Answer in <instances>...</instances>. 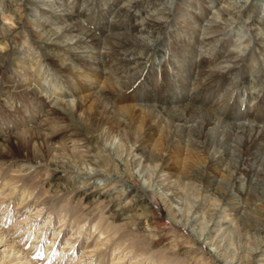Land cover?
Here are the masks:
<instances>
[{"label":"bare ground","instance_id":"obj_1","mask_svg":"<svg viewBox=\"0 0 264 264\" xmlns=\"http://www.w3.org/2000/svg\"><path fill=\"white\" fill-rule=\"evenodd\" d=\"M12 1H29L28 6L34 5L28 25L36 40L45 46V50L47 48V55L54 65L70 71L79 80H85L86 76L101 80L106 76L108 89L97 90L92 84L87 87L78 79L77 84L68 82L72 94L59 92L56 98L61 100L57 104L55 97L50 99L48 96L45 104L36 99L28 106L29 110L22 105L23 110L17 113L22 112L23 118L0 132V158H13L17 147L33 152L41 141L51 155L49 160L36 155L33 169L27 168L22 160L14 163L7 160L5 165L0 163V248L4 247L0 250V262L104 264L109 254L106 249L110 247L101 248L99 239L107 232L117 236L120 227L113 218L114 210L106 216V206L102 204L110 192L115 191L122 197L116 204V212L121 215L120 226L132 229L121 234L118 243L112 246L114 254L111 255L120 253L121 256L109 259L107 264H124L128 253L134 258L128 264H155L150 259L155 253H139L142 248L137 236L151 235L160 228L165 233H172L175 226L186 230L199 259L206 258L209 264H264V229L257 234L259 239L251 251L239 259L225 252L227 246L224 243L227 233L235 231L233 226L241 232L246 231L264 218V27L253 16L252 9L246 11L249 6L244 0ZM4 2L0 0V6ZM36 3L40 6H35ZM7 8L8 5L6 14ZM14 17L13 21L23 22L25 15L21 7L17 8ZM241 17L245 19L242 28L248 29L256 39V54L245 51L249 45L246 46L245 40L240 42L243 36L231 39L242 32L239 25H235ZM12 18L10 15L5 17ZM82 20L88 24L87 28L82 25ZM8 29L4 23L0 25L1 34L8 33ZM225 33L226 37H223ZM233 43L234 49H230ZM101 49L107 50L101 53ZM193 54L196 55L194 61ZM259 60L262 63L261 85L254 91H245L238 86L240 79L247 78L250 75L247 68H254ZM227 62L230 65L225 70H214ZM31 65H35L32 67L34 74L31 73L29 78L51 76L47 64L39 57ZM116 67L120 71L115 73ZM190 71L204 79L193 96L183 93L188 87L186 78ZM240 74L242 78H239ZM122 91L129 95L122 93L120 96ZM132 91L136 92V100L130 95ZM243 92L245 101L253 105H246L242 117L238 118L241 112L236 106V96L241 97ZM8 96L7 91H1L4 102ZM225 98L228 99L223 104L230 103L229 111L220 108ZM53 101L56 107L51 111L46 107ZM8 103L6 101L10 106ZM61 112L74 119H81L88 112L95 127L104 134H122L129 143L128 158H117L111 171L105 163L92 161L79 134L61 123ZM38 117L41 118L37 121ZM124 123L132 127L121 129L120 125ZM133 127L140 132L137 140L131 136ZM179 150L185 153L181 159L182 169L177 164L181 154L175 156ZM172 162L176 165L171 166ZM133 167L140 170L134 172ZM140 173L146 174V182L137 180ZM71 175L85 179H71L59 191L78 200L77 205L84 199L82 212L73 208L60 212L46 200L47 197L35 191L37 184L34 186L32 182L37 180L42 188L43 183L47 185L44 188L47 192L52 184L58 185L60 178ZM164 182L181 191L186 189L188 182H198L203 197H209L212 203L205 213H200L204 203L193 202L178 223L169 212L171 206L166 208V199H158L153 192L154 185ZM95 186L105 189L97 200L92 192L89 194ZM157 199L162 210L154 203ZM39 206L50 217L54 212L49 224H45L47 229L38 232L44 238L50 234L45 239L49 242L24 244L43 216ZM26 208H29L28 212H23ZM20 212H35L33 214L39 217L35 220L27 215L23 217L24 222H20L16 215ZM91 214L95 215L87 218ZM160 214L167 220L165 224L159 219ZM199 215H204V220ZM57 223L61 224L60 229L54 233ZM19 228L22 230L17 231ZM49 228L51 233L47 232ZM82 235H85V241L81 239ZM123 238L128 243H124L121 251L118 244ZM43 253L50 256L42 258ZM176 261L172 264H180Z\"/></svg>","mask_w":264,"mask_h":264},{"label":"rangeland","instance_id":"obj_2","mask_svg":"<svg viewBox=\"0 0 264 264\" xmlns=\"http://www.w3.org/2000/svg\"><path fill=\"white\" fill-rule=\"evenodd\" d=\"M28 2H19L18 1V3H15V2L13 3L12 0H5L3 6H0V25H3V23H4L10 29V30L8 29L9 34L8 33H6V34L0 33V88H1V90H0V132H2L3 129H6L7 125H9L13 122H16L20 118H23L22 112L19 111L21 113L20 114L19 112L17 113V111L20 109L23 110V108H22L23 106L25 107V109L29 110L28 106H30V105L32 106L33 103H35V101H37L36 99H40V101H42L45 104L46 100H48L47 99L48 96L51 99L53 97L56 98V96H58L57 94L59 92H67L68 94H72L71 90L69 88L68 82L77 84V79L79 78V77H75L74 74H72L70 71H65L63 69H59L56 65H54L53 62L49 59V56L47 55V48L45 50V46L40 41L36 40L30 26L28 25V21L31 19V14L33 15L32 11H33L34 5L28 6L27 5ZM244 2L249 6L246 8V11L252 9L253 13L255 14L253 16L264 27V0H244ZM18 4H20V5H18ZM6 5H8V8H7L8 14H6V12H5ZM67 5H68V2H67ZM35 6H40V5L38 3H36ZM19 7H21L23 9V12L25 15V19L23 20V22L21 21L20 24L17 21H13L15 19L14 14L17 11V8H19ZM211 7H213V6L211 5ZM209 10H210V7H209L208 11ZM212 11H215V10H212ZM9 15L11 16V18L13 17L11 19L13 22L10 19H5V17H7ZM96 18H98V17H96ZM244 21H245V19L243 17H241L239 19V22H237V21L235 22V25L236 26L239 25V27H240L239 30L242 32L240 35H235L234 37L232 36L231 39L233 41L234 39H237L238 37L243 36V38L241 39L240 42L245 40L246 46H247V43L249 45L248 50L245 49V51L247 53L253 52L254 54H256V51H255L256 39L254 38V35L248 29L242 28V26H243L242 23ZM82 25H84V27L87 28L88 24L85 22V20H82ZM226 34L227 33H225L223 35V37L224 36L226 37ZM181 39L183 40V38H181ZM230 49H234V43L232 44ZM106 50L107 49H101L100 51L102 53ZM34 53H35V55H33ZM195 54H196V50H195ZM38 57L41 61L43 60V62L45 64H47L48 68L50 69L49 74L51 76L47 77V79L45 78L44 75L42 76V79L40 78V76H39V78H32V77L29 78V76H31V73L34 74V72H33L34 69H32V67L34 68L35 65L34 66L31 65L32 61L35 60L36 58L38 59ZM195 58H196V55L194 56V54H193V61L195 60ZM229 65H230V62H227L221 68H216L214 70L219 71L222 69V71H223ZM254 65H255V67L252 69H250L249 67L247 68V72H248V74H250L247 78L243 79L242 74H240L239 78H242V80L240 79L241 84H238V86L243 87L245 89V91H250V90L254 91V90L258 89L261 85V82H262L261 78L262 77L260 75L262 72V63L259 60V62H256ZM258 70H260V71H258ZM118 71H120V68L116 67L115 73ZM192 75L194 76V78H192ZM188 76L189 77L186 78L187 79L186 84L188 85V87H186L184 89L183 93H185L187 96H189V95L193 96L197 87L200 88L202 86V84H203L202 82H204V79L202 77H199V76L193 74L192 71L188 72ZM81 77H83V76H81ZM85 78H86L85 79L86 81L85 80H79V79L78 80L80 82H83L87 87H89L88 84H92L94 87H97V88H94L97 90H99L100 88L108 89V86L106 87L107 82L105 81L106 76H104V79H101V80L98 78L91 77V76H86ZM93 79H95V80H93ZM47 81H48V85H47ZM159 82H160V80H159ZM55 84H56V86H55ZM107 85H108V83H107ZM2 90L7 91V93L9 94L8 99H5V100L9 101L8 104L10 106H8L6 104V101L4 102V99L1 97V91ZM122 93H123V91L120 93L121 94L120 96H122L123 94H126V96L129 95L128 93H125V92L123 94ZM135 93L136 92L132 91L130 94V95H132V98L134 100H136L135 99V95H136ZM120 96H119V98H121ZM236 98H237L236 99L237 100L236 106L237 107L239 106V110L241 112V114L238 115V118H241L242 112H244L246 105L251 106V105H253V103H249V102L245 101V92L242 93L241 97L237 95ZM226 99H228V98H225L220 104V108L222 111H229V109L231 107L230 103L225 104V105L223 104ZM58 100H61V99L56 98L55 99L56 104H57ZM118 101L119 100L117 98L116 102H118ZM43 103H41V104H43ZM55 107H56V105L54 104V101H53L51 104H48V106L46 108H49V110L51 109V111H53V110H55ZM87 113L88 112H86L84 115H82V117H81L82 121H81V119H74L73 117H71V116H69L63 112L62 113L63 119H62L61 123H63L64 125H67L70 129L75 130V132H77L79 134V137L81 138L82 142L86 143L85 145L87 147V150L89 152V155H90V158L92 159V161L95 160L98 162L105 163L107 165L108 169L111 171L114 169L115 163H117V158L122 157L124 160L128 158L129 143L125 140L126 137H124L122 134H119L116 132H109V133L105 132V134H104L103 130H101V129L98 130L95 127V125L93 124L92 117L90 116L91 114L90 113L87 114ZM39 118H41V117H38L37 121L39 120ZM87 119L89 122H87ZM125 123H127V122H125ZM125 123L120 125L121 129H125V127L128 128L127 126L132 127V125L125 124ZM35 124H37V122ZM90 124H91V128H90ZM87 127L89 130L87 129ZM93 129H94V131H93ZM98 131H99V134H98ZM89 132H90V134H89ZM131 133H132L131 136L137 140L138 136L140 135V132H138V130L133 127V128H131ZM112 136H114V137H112ZM121 138H122V140H121ZM38 147H40V148H38ZM24 149L25 148L17 147L15 149L16 151L14 152L13 158L7 159V158L1 157L0 163L5 165L7 160H9L11 163L18 162L19 160H22V162L24 163V165L27 168L33 169L36 155H37V157H42L45 160H49L50 156H51V155H48V150H47V147L45 148L44 141L37 143L36 148L33 152L30 149L28 150V152H26L27 150L26 149L24 150ZM34 152H36V153H34ZM173 152H174V150H173ZM184 154H185L184 152H181L179 150L178 154L175 155V156L180 155V157H179L180 160L177 161L178 167H180V169L183 168V164H182L183 162L181 161V159L185 157ZM201 159H202V156L200 157V162L202 161ZM170 161H172V160H170ZM174 165H176V164L174 162H172L171 166H174ZM195 165L196 164H194V167H196ZM50 169L51 168H49V170ZM139 170H140L139 167H133L134 172H138ZM152 172H154V171L151 170V173ZM145 175H146L145 173L138 174L137 180L140 182H146V176ZM74 178L81 179V181H83V179H85L84 176H78L77 177L74 175L66 176L65 178H63L64 180L60 178L61 181L58 182V185H56V183H54L51 186H49V188L47 190L48 193L44 191L45 190L44 188H46L47 185L44 186L45 184L43 183V188H42L41 184L37 180H32V182L34 183V186H35V184H37L35 191L42 194L43 197L44 196L47 197L46 200L50 201L51 204L55 205L56 209L59 210L60 212H62V211L64 212L67 208L68 209H72V208L77 209L79 212H82L83 209H85V207L83 206V204L85 202L84 199H82L81 203L77 205L78 200L72 198L69 195H64V193H62V191H59L61 188L66 187V185L70 182V180L71 179L74 180ZM162 179H164V178H161L160 180H162ZM62 180L65 182H63ZM164 184H162L163 186L160 184L154 185L152 187L153 192L156 194L158 199L159 198L162 199L163 197L166 199V205H167L166 208L168 209L171 206V208L169 209V212H171L173 214L174 218L177 221H179L178 223H180L182 221V217H183L184 213L188 211V209L190 208V206L193 202L201 201V203H204V205L201 207L200 213H205V211L208 210L209 206L212 203V200L209 197H207V198L203 197L204 194L202 193L201 186H199L198 182H194V183L188 182L187 183L188 186L186 187V189H184V191L183 190L182 191L181 190H175V186H174V188L168 187L166 185V182H164ZM190 185H191V187H190ZM100 186H101V183H100ZM166 189H167V191H166ZM104 190L101 189L100 187L95 186L90 190L89 194L92 192L91 194H94L95 198H96L95 200H97L99 193H103ZM182 193H183V195H182ZM120 195H121V193L118 192V194H117V192L115 193V191H112V192H110V195L107 197L106 201L104 200V202L102 204V206L103 205H104V207L106 206V208L104 209L106 216H108L107 213H109L110 210H114V212H115L114 214H116V215L113 218L115 219V222L117 224H119V227H120L119 232H118L119 234L117 236L113 237L110 235V232H107L106 234H104V236H101V238L99 239L100 240L99 245L101 248L110 247V249H106L107 253H109V254H108V259L104 262V264H107L109 259L118 258V256H121L120 253H118L116 256L111 255V254H114V252L111 250L112 246L118 243L119 237L121 234L129 233V232H131L130 229H132V228L120 226L121 215H119L120 213L116 212V209H117L116 204L118 203L117 201L122 199V197ZM109 198H110V200H109ZM158 199L154 203H155V205L159 206V209L161 208V210H162L163 206L161 205V203L159 202ZM157 203H159V204H157ZM109 204H110V206H107ZM39 208H40V210L42 212L41 214L43 216L40 219H38V221L35 224V227L33 229H31L32 235L30 238H25V235H22V238L23 237L25 238V240L23 242L24 244L26 243V244L36 245L39 242L45 240L50 235L49 234L48 236H45V238H44L42 236V234H40L38 232H40V230L43 231V230L47 229L46 228L47 225H45V224H47V223L49 224L48 221L50 220V218L52 219L54 212L50 217L49 213H45V210L43 209V207L39 206L38 209ZM28 209L29 208L24 209L23 212H28ZM56 209H54V211H56ZM12 210H16V207H14V208L12 207ZM97 211H98V209H97ZM30 213L31 212H29V213L20 212L16 215L18 217H20V222L21 221L24 222L23 217H25V216L27 217V215H30L31 218L37 220V218L39 216L33 214L35 212H33L32 214H30ZM95 214H97V213H95ZM95 214H91L90 216H87V218H91ZM199 216H200V219L204 220V218H202L204 215H202V216L199 215ZM12 217H14V215H12ZM157 218H158V216H157ZM101 219L104 220V217H101ZM159 219L162 220L164 224L167 221L162 216V214H160ZM228 219H231V218L229 217ZM16 223H19V220H17ZM43 225H45V226H43ZM59 225H61V224L57 223L55 225L54 233H56V229L59 228ZM168 225L170 227H173L169 223H168ZM87 226L88 225H85V227H87ZM16 227L18 228L20 226H16ZM233 227H234L233 229L235 231L231 230V232H229V234L227 233L225 241H224L225 245L227 246L225 248V252H227L228 255H232V257L239 259L242 255L248 254V250L251 251L252 247L255 246V243H257V241L259 239L257 234L260 233L261 230L264 229V218L259 219L257 221V223L254 225V227H252V228L250 227V229H248L246 231L241 232L240 230H238V228L236 226H233ZM20 229L22 230V228H19L17 231H19ZM161 229L162 228L155 229V231L151 235L150 234H140L137 236L139 239L138 238H136V239L139 240V242L141 244V248H142V251H139V253H142V252L155 253L156 255L150 256L151 261H153L155 264H157L159 261L160 262L162 261L161 264H163V262L166 263V261H167L166 264H172L173 260H175V259L177 260L176 263L179 262L180 264H197V263L202 264V262H204L203 264H209L208 261L206 260V258H204L202 260H200L201 258L199 259L200 255L198 254V252L195 251V249H193L191 247L192 244L189 241L191 239L189 238L188 235H186V230H183L177 226L173 227V229H175L173 232L175 233V235H177V236H175L173 232L172 233H165L164 230H161ZM51 231H52V229L49 228V230L47 232L51 233ZM233 232L236 234H234ZM178 236H180V237H178ZM50 237L52 239V237H53L52 234ZM26 239H28V240H26ZM81 239H83V241H85L84 240L85 235H82ZM179 239H181L182 242L179 241ZM89 241H90V239H89ZM45 242L48 243L49 241L45 240ZM185 242H187V244ZM88 243H90V242H88ZM124 243H126V244L128 243V241H126L125 238H123V240H120V243L118 244V247L121 251L125 247ZM46 245L48 246V244H45V246ZM49 245H51V243ZM37 247L38 246H36L35 248H37ZM3 249H4V247L0 248L1 251H3ZM45 251H46V249L44 248L43 252H45ZM193 251H194V253H193ZM61 253H62V251H60V254ZM44 254L45 253H43L42 258H48L50 256V255H48V257H47ZM122 255H125V254L122 253ZM1 256L2 255H0V260H1ZM58 257L59 256L55 257L56 262H57ZM164 258H167V259L165 260ZM5 259H7V258H5ZM133 259L134 258L131 257V254L128 253L126 255V257L124 258V262H122V263L128 264ZM0 263L2 264L3 261ZM142 263L146 264L145 262H142Z\"/></svg>","mask_w":264,"mask_h":264}]
</instances>
